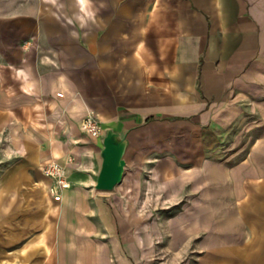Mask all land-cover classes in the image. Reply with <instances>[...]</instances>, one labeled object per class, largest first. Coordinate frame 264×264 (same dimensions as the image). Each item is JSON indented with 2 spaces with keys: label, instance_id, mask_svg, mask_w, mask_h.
<instances>
[{
  "label": "crops",
  "instance_id": "1",
  "mask_svg": "<svg viewBox=\"0 0 264 264\" xmlns=\"http://www.w3.org/2000/svg\"><path fill=\"white\" fill-rule=\"evenodd\" d=\"M50 4L58 11L51 25L45 17ZM19 10L21 17L37 22L41 44L58 47L63 67L101 63L104 121L97 117L102 127L106 122L125 136L136 127L187 120L205 131L204 139L211 134L216 142L225 140L228 129L240 121L248 131L258 129L255 137L248 135L246 182L264 190V0H20ZM76 77L66 68L51 91L64 95L53 98L64 118L49 123V137L27 130L21 136L4 135L0 254L19 252L38 231L53 239L51 253L94 249L102 255L110 240L115 243L108 236L115 226L110 205L99 193L109 191L96 189L107 134L100 140L85 132L79 136L81 121L94 109L86 95L76 98L88 93L77 91ZM38 84L37 98L45 92ZM109 92L117 95L115 111L105 106ZM87 141L95 143L81 144ZM71 152L75 159L69 163ZM51 160L66 166L72 186L56 198L50 193L52 179L37 176ZM36 197L38 206L31 204ZM245 204L261 207L264 216V195ZM260 233L264 238V230ZM251 237L246 262L253 264L257 245ZM260 253L264 264V241Z\"/></svg>",
  "mask_w": 264,
  "mask_h": 264
},
{
  "label": "rangeland",
  "instance_id": "2",
  "mask_svg": "<svg viewBox=\"0 0 264 264\" xmlns=\"http://www.w3.org/2000/svg\"><path fill=\"white\" fill-rule=\"evenodd\" d=\"M19 6L20 0H0L2 153L5 134L21 136L27 130L45 138L51 135L49 123L63 120L64 113L58 107L54 109L53 104L57 103L53 98L64 95L52 93V89L66 68L77 76V91H88L76 98L83 100L86 95L94 109L92 113L104 119L100 113L101 63H83L78 68L68 63L63 67L58 47L41 44L44 40L40 39L43 37L39 35L37 22L21 17ZM54 13L58 15L57 9L47 5L45 17L50 25ZM11 66L38 80L45 88L44 94L35 97L39 95L37 81L34 97L25 96L22 77ZM104 98L105 106L115 111L117 95L109 92ZM103 124L106 134L113 129L106 122ZM68 125L73 127L71 122ZM203 132L195 123L175 119L136 127L125 136L121 134L129 142L124 181L112 191L99 192L108 200L115 225L108 235L111 238L113 235L115 243L109 241L107 254H95L94 249L87 254L51 253L53 239L38 231L19 252L0 254V264H252L250 260L246 262L247 252L251 257V249L246 246L250 245L251 235L257 245L252 254L253 264H261L264 238L260 231L264 230V216L261 207L245 204L252 192H259L246 182L245 167L251 144L248 135L255 137L258 129L248 131L240 121L228 129L225 140L217 142L212 141L211 134L204 139ZM79 136L86 134L81 130ZM213 150L217 155L209 156ZM74 159L71 152L69 163ZM38 174V178H47L43 166ZM45 195L49 193L45 191ZM39 199L36 197L31 204L38 206ZM24 248L34 251L28 260L20 257Z\"/></svg>",
  "mask_w": 264,
  "mask_h": 264
},
{
  "label": "water",
  "instance_id": "3",
  "mask_svg": "<svg viewBox=\"0 0 264 264\" xmlns=\"http://www.w3.org/2000/svg\"><path fill=\"white\" fill-rule=\"evenodd\" d=\"M127 137L110 129L104 139L102 150V168L97 179L96 189L100 191H112L124 181L127 161L125 154L128 148Z\"/></svg>",
  "mask_w": 264,
  "mask_h": 264
},
{
  "label": "built area",
  "instance_id": "4",
  "mask_svg": "<svg viewBox=\"0 0 264 264\" xmlns=\"http://www.w3.org/2000/svg\"><path fill=\"white\" fill-rule=\"evenodd\" d=\"M81 128L93 139H99L103 135L102 123L94 113H90L82 120ZM43 172L53 181L50 188L52 194H59L60 191L71 187L68 170L62 163L56 160L48 161L43 165Z\"/></svg>",
  "mask_w": 264,
  "mask_h": 264
},
{
  "label": "bare ground",
  "instance_id": "5",
  "mask_svg": "<svg viewBox=\"0 0 264 264\" xmlns=\"http://www.w3.org/2000/svg\"><path fill=\"white\" fill-rule=\"evenodd\" d=\"M83 3H85V0H81ZM82 5V3H81ZM83 6V5H82ZM85 6V5H84ZM86 9V8H85ZM12 69L16 70L18 73H19V76L20 78L22 77V91L24 93H27V94H34L35 91H36V87H37V81L35 79H33L27 72L23 71V70H18L17 68H15L14 66H11ZM76 103V102H75ZM54 106V109L57 107L55 104H53ZM77 110V109H76ZM104 121V119H102ZM38 127V124L35 123ZM32 132V131H31ZM100 140V139H99ZM98 140V141H99ZM80 141H86V139H83V140H80ZM40 166V165H39ZM86 168V167H85ZM127 178H125V181H126ZM264 180V179H263ZM87 181V180H86ZM96 182V180H94V183ZM252 184V183H251ZM254 184V183H253ZM256 185V184H255ZM252 186V185H251ZM72 187V186H71ZM253 187V186H252ZM259 188L261 186H258ZM257 189V188H256ZM255 190V189H254ZM48 192V191H46ZM262 192H264V190H260L259 189V192L257 193H251V196L250 198H258L264 194H262ZM260 193V194H259ZM263 199V198H262ZM256 206V204H255ZM256 208V207H255ZM143 209V208H142ZM241 209V208H240ZM248 209V208H247ZM242 210V209H241ZM245 211V210H243ZM250 212V211H249ZM242 214V213H241ZM245 214V213H244ZM34 254V251L30 252L28 249L24 248L21 250L20 252V257L23 258L24 260H28L32 257V255Z\"/></svg>",
  "mask_w": 264,
  "mask_h": 264
}]
</instances>
